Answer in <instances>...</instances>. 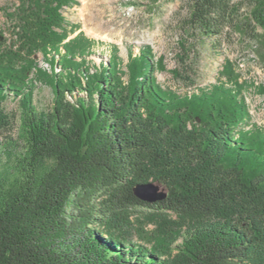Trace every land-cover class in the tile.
Masks as SVG:
<instances>
[{
    "label": "trees",
    "instance_id": "1",
    "mask_svg": "<svg viewBox=\"0 0 264 264\" xmlns=\"http://www.w3.org/2000/svg\"><path fill=\"white\" fill-rule=\"evenodd\" d=\"M79 3L18 0L7 13L0 264H264V126L251 121L232 65L231 83L185 93L160 84L165 64L150 45L130 51L125 68L118 45L90 66L97 41L63 12ZM231 11V0H189L190 24L207 36ZM243 22V34L264 39V0H251ZM258 53L264 64V44ZM38 83L53 90L49 108L36 104ZM149 182L167 197H137Z\"/></svg>",
    "mask_w": 264,
    "mask_h": 264
},
{
    "label": "rangeland",
    "instance_id": "2",
    "mask_svg": "<svg viewBox=\"0 0 264 264\" xmlns=\"http://www.w3.org/2000/svg\"><path fill=\"white\" fill-rule=\"evenodd\" d=\"M79 1L63 12L69 23L79 25L80 30L97 41L95 54L89 57L90 66H98L108 59L112 45L119 47L122 67L128 62L130 51L138 54L144 45H150L155 59H163L165 64V69L156 73L160 84L185 93L218 82L231 83L224 70L230 63L245 85L251 121L264 126V64L258 53L264 39L253 36V32L243 34L238 28L241 23H247L243 21L250 12L251 0H231V18L222 20L219 33L211 36L190 24L189 0ZM17 4L18 0H0L3 31L0 42L5 45L14 40L7 13ZM257 31L263 33L261 29ZM37 58L40 66L49 68L42 54ZM81 94L86 95L83 91ZM35 101L39 108H49L53 102L52 88L38 83ZM5 108L12 116L8 134L16 135L20 116L17 98L10 95ZM145 227L153 228L152 225Z\"/></svg>",
    "mask_w": 264,
    "mask_h": 264
},
{
    "label": "water",
    "instance_id": "3",
    "mask_svg": "<svg viewBox=\"0 0 264 264\" xmlns=\"http://www.w3.org/2000/svg\"><path fill=\"white\" fill-rule=\"evenodd\" d=\"M134 192L137 197L150 203L163 200L167 197V191L161 189V187L154 182L138 184L134 188Z\"/></svg>",
    "mask_w": 264,
    "mask_h": 264
}]
</instances>
